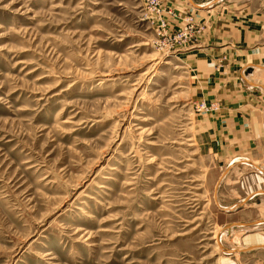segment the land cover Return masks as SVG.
Segmentation results:
<instances>
[{"label":"rangeland","instance_id":"1","mask_svg":"<svg viewBox=\"0 0 264 264\" xmlns=\"http://www.w3.org/2000/svg\"><path fill=\"white\" fill-rule=\"evenodd\" d=\"M147 15L0 0V264H250L232 212L253 170L227 166L197 111L214 103L204 21L170 47L183 25Z\"/></svg>","mask_w":264,"mask_h":264},{"label":"crops","instance_id":"2","mask_svg":"<svg viewBox=\"0 0 264 264\" xmlns=\"http://www.w3.org/2000/svg\"><path fill=\"white\" fill-rule=\"evenodd\" d=\"M182 16L204 21L194 51L202 96L219 109L199 115L228 167L252 169L238 187L237 225L250 264H264V0H163ZM242 198H241V197ZM259 231L260 233H255Z\"/></svg>","mask_w":264,"mask_h":264},{"label":"built area","instance_id":"3","mask_svg":"<svg viewBox=\"0 0 264 264\" xmlns=\"http://www.w3.org/2000/svg\"><path fill=\"white\" fill-rule=\"evenodd\" d=\"M145 10H147V18H151L152 23L161 32L160 34L166 36L170 32L171 28H174L175 24H181L182 27H178L173 38L165 39V44L172 46H178L181 44L189 43L192 39H197V34L200 29L197 26L196 21L190 15L182 16L180 13L175 12L172 8L164 5L163 0H144ZM219 108L216 103L201 102L197 106L199 112H213Z\"/></svg>","mask_w":264,"mask_h":264}]
</instances>
